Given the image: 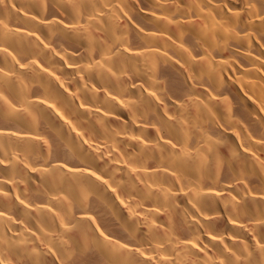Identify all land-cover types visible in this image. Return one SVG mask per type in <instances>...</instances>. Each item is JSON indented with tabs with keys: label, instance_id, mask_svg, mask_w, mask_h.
<instances>
[{
	"label": "bare ground",
	"instance_id": "obj_1",
	"mask_svg": "<svg viewBox=\"0 0 264 264\" xmlns=\"http://www.w3.org/2000/svg\"><path fill=\"white\" fill-rule=\"evenodd\" d=\"M0 264H264V0H0Z\"/></svg>",
	"mask_w": 264,
	"mask_h": 264
}]
</instances>
